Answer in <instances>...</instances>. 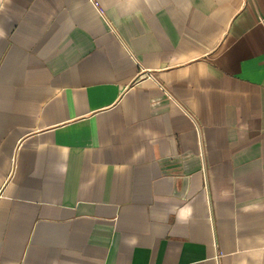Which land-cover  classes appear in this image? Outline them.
<instances>
[{
  "label": "crops",
  "instance_id": "crops-1",
  "mask_svg": "<svg viewBox=\"0 0 264 264\" xmlns=\"http://www.w3.org/2000/svg\"><path fill=\"white\" fill-rule=\"evenodd\" d=\"M0 264H264V0H0Z\"/></svg>",
  "mask_w": 264,
  "mask_h": 264
}]
</instances>
